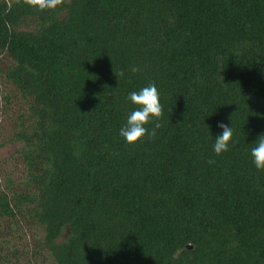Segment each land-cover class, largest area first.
<instances>
[{
    "label": "trees",
    "instance_id": "trees-1",
    "mask_svg": "<svg viewBox=\"0 0 264 264\" xmlns=\"http://www.w3.org/2000/svg\"><path fill=\"white\" fill-rule=\"evenodd\" d=\"M0 55L27 104L26 192L0 190L12 233L41 229L54 264H264V0H0ZM152 83L163 126L130 145L128 96Z\"/></svg>",
    "mask_w": 264,
    "mask_h": 264
},
{
    "label": "rangeland",
    "instance_id": "rangeland-1",
    "mask_svg": "<svg viewBox=\"0 0 264 264\" xmlns=\"http://www.w3.org/2000/svg\"><path fill=\"white\" fill-rule=\"evenodd\" d=\"M10 62L0 55V69ZM8 100L5 101L4 98ZM27 104L12 85L0 74V190L7 185L8 191L25 194L23 183L27 171L18 155L20 143H10L19 124L18 117L25 113ZM8 222L0 223V264H54L42 249V230L21 222V232L12 233Z\"/></svg>",
    "mask_w": 264,
    "mask_h": 264
},
{
    "label": "clouds",
    "instance_id": "clouds-1",
    "mask_svg": "<svg viewBox=\"0 0 264 264\" xmlns=\"http://www.w3.org/2000/svg\"><path fill=\"white\" fill-rule=\"evenodd\" d=\"M65 2L66 0H16L17 4L29 6L40 12L55 11L58 7H62ZM130 71L138 73L140 68L132 66ZM128 99L137 108L128 115L126 124L120 129V136L130 145L141 143L146 137H155L156 129L163 126L160 121L164 116L163 105L160 103V94L155 83L149 84L139 91L131 92ZM150 124L153 125L151 131L148 128ZM218 127L223 131L215 139L213 147L215 154L221 155L228 152L230 144H233V130L225 123H220ZM251 156L255 167L258 170H264V135H261L254 147L251 148ZM207 163L212 164L214 161L208 159Z\"/></svg>",
    "mask_w": 264,
    "mask_h": 264
},
{
    "label": "water",
    "instance_id": "water-1",
    "mask_svg": "<svg viewBox=\"0 0 264 264\" xmlns=\"http://www.w3.org/2000/svg\"><path fill=\"white\" fill-rule=\"evenodd\" d=\"M191 248H192L191 246H187V247H186L187 250H190Z\"/></svg>",
    "mask_w": 264,
    "mask_h": 264
}]
</instances>
